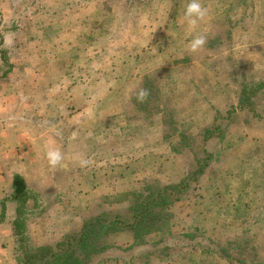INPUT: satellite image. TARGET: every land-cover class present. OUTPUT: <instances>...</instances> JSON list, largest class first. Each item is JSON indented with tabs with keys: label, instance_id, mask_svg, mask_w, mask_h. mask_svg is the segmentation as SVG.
I'll return each instance as SVG.
<instances>
[{
	"label": "rangeland",
	"instance_id": "rangeland-1",
	"mask_svg": "<svg viewBox=\"0 0 264 264\" xmlns=\"http://www.w3.org/2000/svg\"><path fill=\"white\" fill-rule=\"evenodd\" d=\"M187 2L0 0V48L13 66L0 79V119L26 123L27 150L57 139L62 154L78 148L91 166H117L115 176L82 178L78 196L75 166L42 185L32 173L23 217L33 250L104 211L127 219L135 187L188 178L165 230L139 245L114 233L92 264H264V90L253 96L255 114L239 106L245 86L264 82V0H201L208 11L195 30L183 20ZM198 35L206 43L192 53ZM212 124L219 128L204 141ZM22 145L0 150L1 159L18 158ZM5 164L0 174H12ZM9 181L0 176V201ZM14 207L0 227V264H17Z\"/></svg>",
	"mask_w": 264,
	"mask_h": 264
},
{
	"label": "trees",
	"instance_id": "trees-1",
	"mask_svg": "<svg viewBox=\"0 0 264 264\" xmlns=\"http://www.w3.org/2000/svg\"><path fill=\"white\" fill-rule=\"evenodd\" d=\"M4 43V38L0 39V44ZM2 65L9 66L4 71L0 79L5 78L12 70L7 51L0 48ZM264 90V82L259 81L255 87L245 86L239 98L241 110L253 113V96ZM218 126L206 129L203 139L206 141L207 135H213ZM208 133V134H207ZM212 155L208 154L199 166L196 175L202 174ZM190 180L184 178L176 184L156 186L151 182L150 186L134 188L130 192L128 199L129 217L125 219L120 214L103 212L96 216L84 220L82 227L75 233L69 234L61 241L52 246H40L32 249L29 244V238L26 235L27 226L23 213L30 198L27 185L20 175L13 178V191L0 201V224L7 218L8 205L11 203L14 207V218L12 219V232L15 237L14 256L17 264H92V261L100 254L107 251L111 246L107 239L114 233L128 232L134 239V244H143L146 237L154 232H160L166 229L172 215L168 211L175 196L182 193L189 187ZM145 237V238H144ZM146 243V242H144ZM230 256L232 254L230 253ZM232 263L234 257H230ZM237 262L245 264L246 259L239 258Z\"/></svg>",
	"mask_w": 264,
	"mask_h": 264
},
{
	"label": "crops",
	"instance_id": "crops-1",
	"mask_svg": "<svg viewBox=\"0 0 264 264\" xmlns=\"http://www.w3.org/2000/svg\"><path fill=\"white\" fill-rule=\"evenodd\" d=\"M0 106L3 104V101H0ZM2 120L0 119V150H3L4 148L7 149V151L13 153L14 152V147L15 144L16 146H20L21 143H23V148L22 151H24V153L21 156H18V158L16 157H8V158H2L0 157V162L5 164L6 168H10L11 173L8 174H0L1 177H5L6 180L10 179L9 183H10V188L13 186V178L15 175H20L26 185L29 186V178L31 176V174H34V177L36 179V184L37 185H42L45 182V179L47 178V176H49V179H54L57 178L59 176L62 175H67L69 177V174L71 172L70 168L75 166L76 171L74 172V178L72 179V181H69L70 184V191L73 189V194L77 195V191L78 189H75L76 187H79V183H84V179L85 176H91L92 178L94 177H102L105 176V173H113L111 175L108 176H115V172H116V167L117 166H110V169H107L106 165H104L103 163L100 162V164L98 166H91V164L89 163V165L87 167L81 168L80 167V160L81 159H87L91 162L90 160V156L89 154H83L81 153V150H79L78 148L76 150H69L67 152H63V166H58L55 169H52L48 166V162L46 159V152L48 150H55L53 148L58 147V140L54 138H51L52 140L55 141L54 145L53 144H48L45 146L46 149L42 150L39 149L43 142L40 141V143H37L35 145H33V148H31L30 150H27L28 145L26 144L27 142H29V138L30 135H28L29 131L28 128L26 126V123H22L21 121H9V122H5L7 120H5L4 115H2ZM16 119V118H15ZM30 134V133H29ZM29 136V137H28ZM49 138V139H50ZM54 146V147H53ZM30 149V147L28 148ZM35 150V152H34ZM37 152V155H33L34 153ZM11 163L9 167H7V164ZM29 163V164H28ZM46 167L50 168V173L48 174L45 170ZM94 170V171H91ZM35 172V173H34ZM37 173V174H36ZM99 173H101V175H99ZM36 174V176H35ZM90 187V186H89ZM102 187V185L100 186H96V188L93 186L91 187V189H85V187H82V189H85L84 192H89V191H94L97 192L98 189H100ZM6 192H9V189L6 190ZM81 193V192H80ZM5 225L4 223H2L0 225L3 226Z\"/></svg>",
	"mask_w": 264,
	"mask_h": 264
},
{
	"label": "clouds",
	"instance_id": "clouds-1",
	"mask_svg": "<svg viewBox=\"0 0 264 264\" xmlns=\"http://www.w3.org/2000/svg\"><path fill=\"white\" fill-rule=\"evenodd\" d=\"M207 8L204 7L201 3V0H188L185 5L183 12V20L186 22L189 30H195L199 21L203 20L207 15ZM206 43V39L203 35H198L193 37L190 41L189 51L192 53L198 52ZM147 90L141 89L138 92L137 99L140 102L147 97ZM46 159L48 166L52 169L57 168L58 166H63L64 157L60 150H48L46 152ZM90 161L87 159L80 160V167L84 168L89 165Z\"/></svg>",
	"mask_w": 264,
	"mask_h": 264
}]
</instances>
